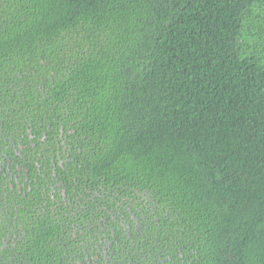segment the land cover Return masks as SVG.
Segmentation results:
<instances>
[{
	"label": "trees",
	"instance_id": "1",
	"mask_svg": "<svg viewBox=\"0 0 264 264\" xmlns=\"http://www.w3.org/2000/svg\"><path fill=\"white\" fill-rule=\"evenodd\" d=\"M101 235L264 264V0H0V264Z\"/></svg>",
	"mask_w": 264,
	"mask_h": 264
},
{
	"label": "flooded vegetation",
	"instance_id": "2",
	"mask_svg": "<svg viewBox=\"0 0 264 264\" xmlns=\"http://www.w3.org/2000/svg\"><path fill=\"white\" fill-rule=\"evenodd\" d=\"M62 192H65V191L63 190ZM130 237H132V235H130ZM108 249H109L108 246H105V245L102 246V235H101L100 242H99V249L95 250L94 253H91V252L85 253V255L82 258H79L77 260V264H110L107 262ZM87 250L88 249H86L85 252ZM102 260L104 262H102Z\"/></svg>",
	"mask_w": 264,
	"mask_h": 264
}]
</instances>
